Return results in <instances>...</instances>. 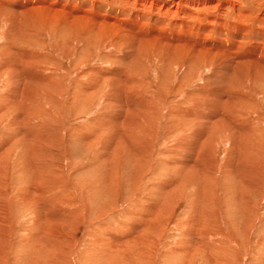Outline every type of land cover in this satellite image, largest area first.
<instances>
[{
	"label": "rangeland",
	"instance_id": "rangeland-1",
	"mask_svg": "<svg viewBox=\"0 0 264 264\" xmlns=\"http://www.w3.org/2000/svg\"><path fill=\"white\" fill-rule=\"evenodd\" d=\"M0 264H264V0H0Z\"/></svg>",
	"mask_w": 264,
	"mask_h": 264
},
{
	"label": "bare ground",
	"instance_id": "bare-ground-1",
	"mask_svg": "<svg viewBox=\"0 0 264 264\" xmlns=\"http://www.w3.org/2000/svg\"><path fill=\"white\" fill-rule=\"evenodd\" d=\"M131 108H132V106H131ZM129 109H130V107H129ZM132 109H133V108H132ZM218 125H219V124H218ZM136 134H137V133L135 132V135H136ZM137 135H138V134H137ZM132 137H133V136H132ZM136 137H138V136H136ZM134 138H135V137H134ZM141 138H142V137H141ZM137 148H138V147H137ZM138 151H139V150H138ZM135 152H137V151H135ZM138 154H139V153H138ZM190 159H191V158H190ZM204 172H205V171H204ZM204 172H203V173H204ZM203 173H202V174H203ZM4 259H5V258H4Z\"/></svg>",
	"mask_w": 264,
	"mask_h": 264
}]
</instances>
